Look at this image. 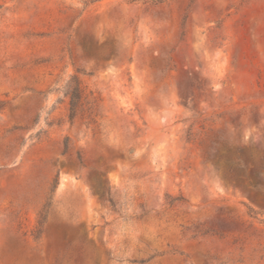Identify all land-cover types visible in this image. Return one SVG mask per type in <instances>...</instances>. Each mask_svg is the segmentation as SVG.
Segmentation results:
<instances>
[{
  "label": "rangeland",
  "instance_id": "obj_1",
  "mask_svg": "<svg viewBox=\"0 0 264 264\" xmlns=\"http://www.w3.org/2000/svg\"><path fill=\"white\" fill-rule=\"evenodd\" d=\"M0 264H264V0H0Z\"/></svg>",
  "mask_w": 264,
  "mask_h": 264
},
{
  "label": "trees",
  "instance_id": "obj_2",
  "mask_svg": "<svg viewBox=\"0 0 264 264\" xmlns=\"http://www.w3.org/2000/svg\"><path fill=\"white\" fill-rule=\"evenodd\" d=\"M155 3H162L166 0H153ZM70 96V120H73L78 112L79 107L81 106V100H82V91L77 83L74 88H71L69 92ZM107 196L109 197L110 203L114 206V200L111 195V192H107ZM47 207L43 209V211L40 214V221H39V226L36 231V239H40L41 235L43 233V225L46 222V214H47Z\"/></svg>",
  "mask_w": 264,
  "mask_h": 264
}]
</instances>
